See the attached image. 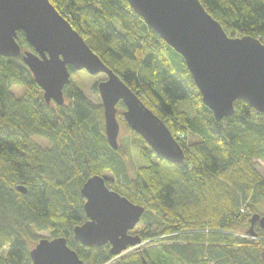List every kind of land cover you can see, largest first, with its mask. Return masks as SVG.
<instances>
[{
    "label": "trees",
    "instance_id": "trees-1",
    "mask_svg": "<svg viewBox=\"0 0 264 264\" xmlns=\"http://www.w3.org/2000/svg\"><path fill=\"white\" fill-rule=\"evenodd\" d=\"M49 2L165 124L185 158L169 164L135 136L146 165L130 177L124 152L107 143L101 104L73 82L63 88V105L46 104L21 57L0 56V264H32L29 252L43 231L65 238L87 264H264V229L256 223L247 233L251 217L264 215L257 171L264 164V114L235 101L233 115L216 122L181 56L125 0ZM199 2L228 36L264 46V0ZM16 42L33 51L22 32ZM92 91L98 94L97 84ZM94 175L143 207L130 232L148 246L141 252L139 246L117 259L108 244L73 241V229L86 221L80 189Z\"/></svg>",
    "mask_w": 264,
    "mask_h": 264
},
{
    "label": "water",
    "instance_id": "water-1",
    "mask_svg": "<svg viewBox=\"0 0 264 264\" xmlns=\"http://www.w3.org/2000/svg\"><path fill=\"white\" fill-rule=\"evenodd\" d=\"M125 1L181 56L216 122L233 115L235 101L264 114V46L259 39L228 36L199 0ZM18 32L24 34L32 52L21 50ZM0 56L21 57L46 104H64L63 88L71 83L69 68L90 76L104 75L97 92L111 149H118L117 106L121 104L122 120L156 157L172 165L183 164L184 151L165 124L101 61L49 0H0ZM17 190L25 193L23 187ZM80 193L86 221L73 229L75 243L86 248L108 244L113 257L141 245V239L130 232L139 223L143 207L111 190L98 175L87 179ZM256 223L264 229V215L251 217L249 235ZM29 257L32 264H87L63 237L39 239Z\"/></svg>",
    "mask_w": 264,
    "mask_h": 264
},
{
    "label": "rangeland",
    "instance_id": "rangeland-1",
    "mask_svg": "<svg viewBox=\"0 0 264 264\" xmlns=\"http://www.w3.org/2000/svg\"><path fill=\"white\" fill-rule=\"evenodd\" d=\"M70 80L75 85H77L82 92L85 94V96L96 104H101L100 98L98 94H95L92 91V87L94 84H97L103 80H105L104 75H98V76H90L87 74L86 71H75L70 74ZM13 92L15 93L16 97H20L23 95L24 90L22 88H14ZM185 103H181L180 105H183ZM123 111H121L117 107V120L120 125L119 129V136H118V148L121 149L124 152L125 155V166L127 169V173L130 177H132L133 171L138 168L139 166L146 165V161L142 159L139 156L140 148L142 145L139 143V141L135 138V134L126 126L125 123L121 122ZM34 141L39 144L41 147H47L49 146L46 139H39L35 138ZM257 171L261 176L264 177V164L258 163L257 164ZM38 238H45V239H51L50 234L48 231L39 232L37 234ZM148 247L145 244L140 245L139 252H141L144 248ZM137 248L129 249L128 251L124 252L122 255H120L118 258H121L123 256H126L127 254L131 252H136Z\"/></svg>",
    "mask_w": 264,
    "mask_h": 264
}]
</instances>
